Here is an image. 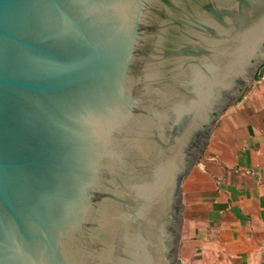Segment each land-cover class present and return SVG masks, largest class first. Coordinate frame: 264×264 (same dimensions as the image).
Returning <instances> with one entry per match:
<instances>
[{"label": "water", "instance_id": "95a60500", "mask_svg": "<svg viewBox=\"0 0 264 264\" xmlns=\"http://www.w3.org/2000/svg\"><path fill=\"white\" fill-rule=\"evenodd\" d=\"M264 63V0H0V264H178L181 180Z\"/></svg>", "mask_w": 264, "mask_h": 264}, {"label": "crops", "instance_id": "0c3cea01", "mask_svg": "<svg viewBox=\"0 0 264 264\" xmlns=\"http://www.w3.org/2000/svg\"><path fill=\"white\" fill-rule=\"evenodd\" d=\"M181 180L178 264H264V66ZM261 75V76H260Z\"/></svg>", "mask_w": 264, "mask_h": 264}, {"label": "flooded vegetation", "instance_id": "af4514ba", "mask_svg": "<svg viewBox=\"0 0 264 264\" xmlns=\"http://www.w3.org/2000/svg\"><path fill=\"white\" fill-rule=\"evenodd\" d=\"M258 66H259V68H258V70H257V72H256V76H257V74L259 73V71L261 70V68L264 66V63H260ZM244 91H245V90H243V91L241 92V94L239 95L238 99L241 97V95H242V93H243Z\"/></svg>", "mask_w": 264, "mask_h": 264}, {"label": "rangeland", "instance_id": "374dc122", "mask_svg": "<svg viewBox=\"0 0 264 264\" xmlns=\"http://www.w3.org/2000/svg\"><path fill=\"white\" fill-rule=\"evenodd\" d=\"M261 70H262V69H261ZM261 70H260V71H261ZM260 71H259V73H260ZM260 76H261V75H260ZM257 77H259V74H257L256 78H257Z\"/></svg>", "mask_w": 264, "mask_h": 264}]
</instances>
